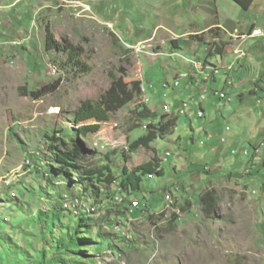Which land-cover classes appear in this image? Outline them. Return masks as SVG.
<instances>
[{
  "label": "rangeland",
  "instance_id": "rangeland-1",
  "mask_svg": "<svg viewBox=\"0 0 264 264\" xmlns=\"http://www.w3.org/2000/svg\"><path fill=\"white\" fill-rule=\"evenodd\" d=\"M6 6L1 28L11 32L2 36L25 43L12 56H0V264H39L43 246L51 261L57 242L50 231L43 241V226L56 223L57 231L51 227L57 234L75 227L76 217L58 211L59 199L80 194L97 208L96 215L82 217L107 215L92 234L80 233L89 242L82 264H264V35L249 37L254 30L264 34V0L249 11L232 0H24ZM48 32L61 51L46 49ZM210 66L220 72L206 85L200 73ZM121 69L129 74L126 82L142 81L143 96L116 114L76 124L81 103L99 100ZM176 80L180 88L165 87ZM58 82L55 92L33 98ZM190 84L196 94L185 91ZM201 87L204 119L196 116ZM147 99L155 117L139 120L134 111ZM184 102L191 104L187 115L180 114ZM166 115L178 117L173 135L157 140L155 151L126 152L147 135L145 126ZM245 131L250 135L234 156L231 135ZM54 135L69 144L79 138L95 153L91 162L112 166L118 178L124 152L130 170L157 156L165 175L145 177L141 191L129 198L130 212L139 202L141 210L107 214L110 203L125 201L121 193L111 202L105 194L99 205L65 179L45 178L51 165L47 137ZM208 135L213 141L201 146ZM209 190L220 198L211 216L199 204ZM187 201L192 205L184 211ZM99 234L113 237L102 244Z\"/></svg>",
  "mask_w": 264,
  "mask_h": 264
},
{
  "label": "trees",
  "instance_id": "trees-1",
  "mask_svg": "<svg viewBox=\"0 0 264 264\" xmlns=\"http://www.w3.org/2000/svg\"><path fill=\"white\" fill-rule=\"evenodd\" d=\"M232 1L236 3L242 10L249 11L257 0ZM52 36L53 35L50 32L47 33L46 49L48 51H61V47L56 44ZM176 43V41L173 42L174 45H176ZM217 51L222 53L221 49L219 48ZM78 55L79 54L77 53L71 54L70 61L77 58ZM75 65L83 67L82 63H80L78 60L75 61ZM120 72L121 76L113 77L110 88L102 95L99 100H86L81 103L74 116V122L76 124L87 123L100 119L105 115L116 114L128 107L130 104L137 102L143 96L142 81L126 82V78L129 75L128 72L125 69H121ZM59 84L60 83L58 82L51 88L43 89L37 93H32V96L34 99H39L47 94L53 93L57 90ZM134 115L139 120L153 119L155 117V113L151 111L144 101L136 108ZM178 121L179 120L177 116L172 117L166 115L165 117H162V120L158 123V125L150 124L147 135L135 141L130 146L131 151L126 152L128 154H132L136 153L140 149L155 151L152 145L163 137L173 135L178 127ZM47 138L51 142L48 146L51 165H49L48 171L45 172V178H48L51 181H59L62 179V182L64 181L63 179H65L64 182H66L69 187L74 188L77 186L78 188H81L84 194L88 195L90 193L92 195V199H94V201L99 205H102L101 202L104 196L108 195V198L111 202L115 198L116 194H124L126 196L125 201L119 206H115L110 203L109 208L107 207V214L116 212L120 217L121 215H130L131 212L129 205L132 201L129 200V198L141 191L144 178L149 175H157L159 177L165 175V169L163 168L161 159H159V157L155 156L153 161L141 165L134 170H130L127 167V164H125L128 160V157L124 152L123 167L120 172V177L118 178L116 177L112 166H99L97 163L95 164L91 162L95 153L90 151L86 144L79 138H73L70 144L65 139L57 138L55 135L52 137L48 136ZM98 146V143L94 145L95 148ZM107 158L110 160V155H108ZM114 185H116L114 193H107L106 191L103 192V189L114 187ZM79 196L83 197L82 194ZM61 199H63V196ZM61 199H59L60 204H62ZM185 204V207H183L184 211L191 208L192 204L190 202L187 201ZM199 204L203 207L205 214L207 216H211L219 206L220 198L218 197L215 190H209L200 196ZM143 210L147 212L148 209ZM54 211H57V208H54ZM58 211L60 213H66L63 207L61 208V211ZM105 216L107 215L104 214V217ZM104 217L99 219L95 217H76L77 219L74 218V220L77 222L76 226L70 228L68 230L69 232H66L65 234L56 233L57 229L59 228L56 226V223L52 224L51 222L56 231L52 230L51 224H44L42 237L43 241L48 242L45 232L50 231L51 235H53V239L57 242V245L54 247V249L51 247L54 255L49 262L46 257L48 248L43 246V259L39 264H82L79 261V256L82 255L81 253L83 251L81 250L85 247L84 245L89 242H87L88 240L84 237L80 238L79 235L85 229L89 231L88 235L92 234L97 228L96 224L103 220ZM56 218L59 222H61L59 214L56 216ZM173 220H177L176 214L174 215ZM173 220L171 222H173ZM94 223L96 224L94 225ZM111 237H113L111 234H99V238L103 240L102 244L107 242ZM92 262L95 263L96 261L93 260Z\"/></svg>",
  "mask_w": 264,
  "mask_h": 264
},
{
  "label": "built area",
  "instance_id": "built-area-1",
  "mask_svg": "<svg viewBox=\"0 0 264 264\" xmlns=\"http://www.w3.org/2000/svg\"><path fill=\"white\" fill-rule=\"evenodd\" d=\"M7 8V6L0 0V14ZM3 31H2V28H1V21H0V50H8V51H11V53H16V49L21 47L25 42H22V41H14V40H6L4 36H2ZM264 34L261 30H254L252 32V34L249 36L250 38H258V37H262ZM219 70H216L215 71V74L214 75H218L219 74ZM181 86V81L180 80H176L173 84H166L165 87L166 88H172L174 90H176L177 88H180ZM220 99L222 100H226L227 99V95H225V93H217L216 94ZM206 100V97L203 95L202 96V101H205ZM147 105V104H146ZM189 106H190V103L189 102H184L183 103V106L182 108L184 109V111L182 110L180 112L181 115H186L188 113V109H189ZM163 110L165 113H169V106L166 104L164 105L163 107ZM187 110V111H186ZM197 116L199 119H204L205 118V112L204 111H200L197 113ZM144 129L146 130H149V126H145ZM226 131L228 133H230L231 131H229V128L226 129ZM213 141V138L212 136H207V139L205 142H201V146H207L209 145L211 142ZM227 139L226 138H222L221 139V143L222 144H226L227 143ZM126 151H131L130 148H126ZM257 153L260 152V150L256 151ZM132 153V152H131ZM133 154V153H132ZM237 154H239L237 151H233V155L236 156ZM243 155L245 157H248L249 156V153L248 151H244L243 152ZM171 154L170 153H167L166 154V158L170 157ZM165 161H167L166 159H164ZM123 195V200L126 198V196L124 194ZM68 206H70V204H68L67 202H65ZM85 205H86V200L84 201ZM121 205V203H120ZM141 203L139 202L137 205H135V207L133 208L132 212H131V215L134 214V212L138 211V210H141ZM102 209V208H101ZM173 210H174V207H173ZM123 217V216H121ZM119 223L121 224V220L119 221ZM120 232V231H119Z\"/></svg>",
  "mask_w": 264,
  "mask_h": 264
},
{
  "label": "crops",
  "instance_id": "crops-1",
  "mask_svg": "<svg viewBox=\"0 0 264 264\" xmlns=\"http://www.w3.org/2000/svg\"><path fill=\"white\" fill-rule=\"evenodd\" d=\"M22 1H24V0H9L5 5H9L10 7H12V6H14L15 4H19V3H21ZM11 9V8H10ZM9 10V9H8ZM7 11V10H6ZM6 11H3V12H6ZM2 12V13H3ZM1 13V14H2ZM5 18L6 16H3L2 15V18ZM3 18V19H4ZM10 32H11V30L6 26V29H4V34L5 35H7V36H10ZM251 39H253V38H251ZM219 54H221L220 52H218ZM247 60V58L246 59H243L242 61H241V63L240 64H243V65H245V61ZM240 62V61H239ZM239 62H237V64L239 63ZM229 69V68H228ZM213 73H214V69L210 66V67H208L207 68V71L204 73V72H201L200 73V78L202 79V83H204V84H206V85H208L209 83H210V81H212V80H215V81H217V78H216V76L214 77L213 76ZM211 75V76H210ZM227 75H228V73H227ZM186 76V75H185ZM213 76V77H212ZM211 77H212V79H211ZM210 78V79H209ZM189 82V81H188ZM224 84H225V86H229L230 84L228 83L229 81L227 80V78L226 79H224ZM229 84V85H228ZM229 87H231V86H229ZM201 89V92H199L200 94H201V99H200V102H199V104H198V106H197V109H196V116H197V113L198 112H200L201 110L202 111H204L205 112V115H206V111H207V107H206V100L205 101H202V96L204 95L205 96V94H204V88L203 87H201L200 88ZM195 87H194V85L193 84H190V86L185 90L187 93H189V94H196V92H195ZM203 92V93H202ZM262 93V92H261ZM192 94V95H193ZM217 94V93H216ZM247 99H245V101H246ZM146 101V100H145ZM144 101V102H145ZM244 103V102H243ZM242 115H244V113L242 114ZM189 116V118L190 119H192L193 117L191 116V115H188ZM197 118H198V116H197ZM239 122L241 123V124H243L244 123V116H240V118H239ZM230 128V127H229ZM248 131H245V133H243V135H240L239 134V132L237 133L236 132V135H231V142H232V146H233V151H235L236 149H235V147L236 146H238V145H240V141L242 140V138H243V136H245V137H247V136H249L250 135V132H249V134L247 133ZM260 132L263 134L264 133V130H260ZM252 139V138H251ZM211 144V143H210ZM255 146H257L256 144H255ZM235 149V150H234ZM232 151V152H233ZM233 155V154H232ZM139 211V210H138ZM137 212V211H136ZM136 212H134V214L136 213ZM133 215V214H132Z\"/></svg>",
  "mask_w": 264,
  "mask_h": 264
},
{
  "label": "bare ground",
  "instance_id": "bare-ground-1",
  "mask_svg": "<svg viewBox=\"0 0 264 264\" xmlns=\"http://www.w3.org/2000/svg\"><path fill=\"white\" fill-rule=\"evenodd\" d=\"M9 52L11 53V51H9ZM7 53H8V50H0V56H2V57L3 56H7L6 55ZM9 55L12 56V53L9 54ZM145 102L148 103V99ZM229 131H231L230 128H229ZM61 200H62L61 202H62L63 209L65 211L69 212L70 215H72L74 217H78V216L79 217L92 216V215L94 216V215L97 214V208L95 206H93V205H88V204L85 205L84 198H81L80 196H77V197H64ZM117 200H121V198H117ZM65 202L70 204V206H68ZM168 208H170V206H168Z\"/></svg>",
  "mask_w": 264,
  "mask_h": 264
}]
</instances>
